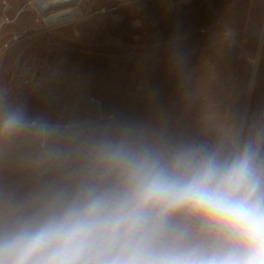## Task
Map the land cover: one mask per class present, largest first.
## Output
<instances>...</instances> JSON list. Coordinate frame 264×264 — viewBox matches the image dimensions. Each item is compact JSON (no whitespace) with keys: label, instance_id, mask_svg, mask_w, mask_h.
Masks as SVG:
<instances>
[{"label":"rangeland","instance_id":"1","mask_svg":"<svg viewBox=\"0 0 264 264\" xmlns=\"http://www.w3.org/2000/svg\"><path fill=\"white\" fill-rule=\"evenodd\" d=\"M0 96L55 129L0 140V201L67 183L87 123L213 141L264 122V0H0Z\"/></svg>","mask_w":264,"mask_h":264},{"label":"clouds","instance_id":"2","mask_svg":"<svg viewBox=\"0 0 264 264\" xmlns=\"http://www.w3.org/2000/svg\"><path fill=\"white\" fill-rule=\"evenodd\" d=\"M55 133L0 96V140ZM67 183L0 201V264H264V122L213 141L86 124Z\"/></svg>","mask_w":264,"mask_h":264},{"label":"bare ground","instance_id":"3","mask_svg":"<svg viewBox=\"0 0 264 264\" xmlns=\"http://www.w3.org/2000/svg\"><path fill=\"white\" fill-rule=\"evenodd\" d=\"M76 1L77 0H32V2L34 3V6H36L38 10L44 11V12L51 8H60L64 6H69L75 3ZM72 12H73V9H70V8L65 9V10L58 12L53 17L54 18L65 17L67 15L72 14Z\"/></svg>","mask_w":264,"mask_h":264},{"label":"water","instance_id":"4","mask_svg":"<svg viewBox=\"0 0 264 264\" xmlns=\"http://www.w3.org/2000/svg\"><path fill=\"white\" fill-rule=\"evenodd\" d=\"M72 13H76V10H73V12ZM54 15H52L51 17H53ZM66 18H64V20H65Z\"/></svg>","mask_w":264,"mask_h":264}]
</instances>
